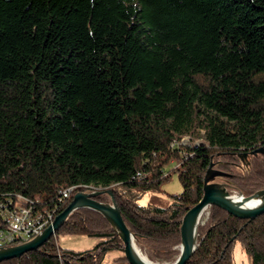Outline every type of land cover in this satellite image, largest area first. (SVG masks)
<instances>
[{"label": "trees", "instance_id": "trees-1", "mask_svg": "<svg viewBox=\"0 0 264 264\" xmlns=\"http://www.w3.org/2000/svg\"><path fill=\"white\" fill-rule=\"evenodd\" d=\"M262 146L264 0H0V203L60 213L84 187L103 202L111 191L140 251L169 264L207 176L244 195L264 188ZM172 161L182 191L142 204ZM207 211L186 264H235L237 242L264 264V213ZM60 234L98 240L75 251ZM112 250L124 252L120 235L84 207L0 264H103Z\"/></svg>", "mask_w": 264, "mask_h": 264}, {"label": "water", "instance_id": "water-1", "mask_svg": "<svg viewBox=\"0 0 264 264\" xmlns=\"http://www.w3.org/2000/svg\"><path fill=\"white\" fill-rule=\"evenodd\" d=\"M264 152V146L252 151L253 154ZM99 191L85 192L78 191L74 194L69 205L60 212L54 219L52 225L48 226L39 235L24 243L1 247L0 261L13 257H21L29 250H34L46 243L62 227L69 215L79 208H91L102 213L118 232L123 240L124 255L130 264H159L148 257L144 258L136 249L135 235L128 227L121 209L111 191V202H103L96 198ZM242 199H236L228 189L227 184L210 181L205 178L204 193L198 203L192 206L184 215L181 225L182 241L180 254L177 259L169 264H186L198 246V226L200 216L204 209L210 205H217L239 218H255L264 213V188L251 195H244L239 192ZM260 198L261 202L255 207L246 206V202L252 198Z\"/></svg>", "mask_w": 264, "mask_h": 264}, {"label": "rangeland", "instance_id": "rangeland-1", "mask_svg": "<svg viewBox=\"0 0 264 264\" xmlns=\"http://www.w3.org/2000/svg\"><path fill=\"white\" fill-rule=\"evenodd\" d=\"M189 139L190 138L186 136L182 140L184 142H189L190 141ZM175 167H176L175 161H172L169 165L166 166V171H171L170 177L164 181L160 189L152 190L146 195H144L140 199V202L142 204L153 203V204H157L160 206H168L172 202L171 195L178 194L182 191L183 187H182V184L178 176V171L174 169ZM217 175L218 174L214 173V176L211 178V180L216 181V182L225 183V181H222L219 178H217L216 177ZM87 187L88 188L84 187L85 189L78 190V191L91 192L90 190L92 188L95 189L94 186H87ZM229 190L232 195L239 194V191H233L231 189ZM207 217H208V211L206 210L204 216H202V219L206 220ZM57 240L59 244L65 248L75 250V251H86V250H90L91 248H93L98 239L96 237H91L87 235L60 234ZM123 255H124V252L122 253L118 250H112L106 255L103 264H112V260L115 259V257H122ZM234 257H235V264H252V258L250 254L246 251V249L240 242H237L234 246ZM156 263H159V262H156Z\"/></svg>", "mask_w": 264, "mask_h": 264}, {"label": "built area", "instance_id": "built-area-1", "mask_svg": "<svg viewBox=\"0 0 264 264\" xmlns=\"http://www.w3.org/2000/svg\"><path fill=\"white\" fill-rule=\"evenodd\" d=\"M99 191V190H90ZM72 193L61 192V200L68 199ZM59 213L55 209L35 210L29 205L18 203L14 207L0 203V248L29 241L52 225Z\"/></svg>", "mask_w": 264, "mask_h": 264}, {"label": "bare ground", "instance_id": "bare-ground-1", "mask_svg": "<svg viewBox=\"0 0 264 264\" xmlns=\"http://www.w3.org/2000/svg\"><path fill=\"white\" fill-rule=\"evenodd\" d=\"M71 191H72V190L70 189L69 191H68V190L65 191V193H70ZM234 197H235L236 199H242V198L240 197L239 194H238V195H234ZM260 202H261V199L255 197V198H252V199L248 200V201L246 202V206H248V207H255V206H257ZM206 210H207V208L204 209V211L202 212V214H201V216H200V219L202 218V216H204ZM136 249L139 251V253H140L144 258H146V256H145V255L139 250V248L137 247V245H136Z\"/></svg>", "mask_w": 264, "mask_h": 264}]
</instances>
